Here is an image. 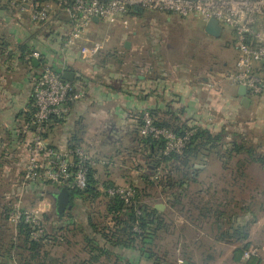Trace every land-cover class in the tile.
Returning <instances> with one entry per match:
<instances>
[{"label":"crops","instance_id":"1","mask_svg":"<svg viewBox=\"0 0 264 264\" xmlns=\"http://www.w3.org/2000/svg\"><path fill=\"white\" fill-rule=\"evenodd\" d=\"M4 7L5 9H1ZM10 7L0 5V29L2 30L0 38L6 40L0 46V163L4 161L8 166L12 163L22 177L28 160L27 145L32 139L34 129L29 128L36 108L33 99L34 87L46 66L45 62L59 72L68 68L78 73L79 78L75 82L84 86L87 91L83 100L71 105L67 115L59 117L60 120L48 125L46 144L60 152L81 147L95 154L101 153L104 148L106 150V147L113 143L111 138L115 137L114 143L116 146L119 145L120 151L124 149L125 155H128L127 158L131 162V172L128 175L138 180L142 175L143 166L138 162V156L143 153L139 151L136 157L131 154L132 150H137V143L133 138L136 134L130 129L137 124V118L139 119L144 111L158 109L162 114L169 112V118L171 113H175L183 124L212 128L214 132L227 129L243 132L248 127L252 129L253 126H258V123L264 125V95L254 98L247 92L250 104L244 106L239 87L232 86L224 79L227 73H215L216 71L211 67L210 75H200L199 70H203L204 65L201 68H195L190 56L185 63V70H179V74L181 73L179 76L175 74L177 70L175 73L168 72L165 66L159 67L158 64L155 67L145 60L142 62L136 60L130 65L124 63L120 69L112 67V58L124 52L131 55L147 49L149 54H155L160 50L162 53L169 54L167 46L168 49L170 47L173 52H176L175 45L180 46L179 40H175L178 36L173 38L169 32L182 27L180 25L182 22L177 20L174 14L148 12L133 14L131 22L134 28L129 30L123 26H117L116 32L107 34L106 41L114 40L115 46L107 47L104 53L108 57L97 63L95 60L84 61L76 49L60 53L59 49L52 47L57 43L56 40L51 41L55 34L66 38L69 32L68 20L60 10L55 11L52 23H49L50 27L52 26V33L43 34V25L35 23L31 25L33 28L31 29L24 22H19L17 29L14 30L13 21L17 22L20 18L13 15L15 11H11ZM62 15L65 18L61 17ZM60 18L62 21L59 20ZM105 26L108 27L102 21H95L90 32L100 33ZM201 26L205 31L206 23L202 20ZM26 27L27 32H24L23 29ZM15 34L21 39L17 40ZM14 40L17 42L14 43ZM188 45L191 49L198 51V47L193 42ZM21 46L25 47L27 52H20ZM147 46L149 48H146ZM35 52L41 53L36 65L33 64V59H28V56ZM23 55L25 58L22 61ZM224 64L229 67L228 62ZM193 70L198 73L192 74ZM241 120H246V123ZM92 157L100 180L101 168L106 167L105 162L95 156ZM119 157L120 154L115 158ZM115 158L109 161L114 162L112 166L116 167ZM127 158L126 162H122L123 165H127ZM210 164L212 169L219 167L215 161H210ZM105 173L106 182L104 183L116 185L124 182L123 175H127L124 173L122 177L118 176L114 170L107 172L105 170ZM20 175L14 180L18 181ZM23 189L25 190V186ZM188 211L193 209L189 208ZM213 230L215 237L208 239L209 249L216 250L223 244L229 249L219 254L215 250L213 253L210 250H203L204 255H201L200 264H225L234 256L240 244L244 243L242 241L230 244L218 241L217 225H213ZM197 236L200 235L197 234ZM201 241L200 238L183 240L179 241V244L186 248L191 245L200 248L198 244ZM190 258L175 257L172 260L169 258L168 263L194 264L195 261ZM129 261L134 264L154 263L148 257H142L139 254L135 255L134 260L130 258ZM234 261L236 262V259Z\"/></svg>","mask_w":264,"mask_h":264},{"label":"rangeland","instance_id":"2","mask_svg":"<svg viewBox=\"0 0 264 264\" xmlns=\"http://www.w3.org/2000/svg\"><path fill=\"white\" fill-rule=\"evenodd\" d=\"M48 6L52 12V17H54L55 11H57L59 8L58 4L51 2ZM11 7H15L10 8L11 11H15V14L13 15H16L17 18H20L17 20V22L13 21L14 30L17 29V25L19 22H24L25 25L29 26L31 29H33L31 25H34V23L37 25L40 24L36 21H33L30 18L29 12H27L26 10H22L20 6L11 5ZM61 17L65 18L64 15H62ZM174 17L180 22H182L180 24L182 27H180L178 30L172 29V31L169 32V35H171L173 38L178 36L175 40H179L180 46L177 47V45H175L176 52H173L170 47L168 49V46L167 50H169V54L162 53L161 50L159 52H156L155 54H149L148 50L145 49L144 51L138 52L137 54L127 55V52L122 51L124 53H121L120 55H117L112 58V67L114 69H120L124 63H128L130 65L133 61L141 60L142 62L143 60H145L148 63L151 62L152 65H154L155 67L156 65L158 66V64L159 67L165 66L164 68L168 72L171 71L172 73H175L177 70L175 74L176 76H179L181 74H179V72L185 70V63L187 62L190 56L192 57L191 59L194 61L192 62V65L195 68H201V66L204 65L203 70H199L201 73L200 75H210L209 68L211 67L214 68V70L216 71L215 73L231 72L230 70H232L234 68V65H236L239 54L234 47V39L232 37V32L229 28L224 27V32L222 36L220 38H216L207 34L203 30V28H201V20L195 17H189L187 19H184L178 15H175ZM59 20L62 21L61 18ZM49 23H52V19L48 23L44 24L46 25L45 27L43 25V34L52 33V26L50 27ZM111 28V26H105L100 30V33L92 34L90 32L92 38L96 41H100L103 44L104 48L95 58V61L97 63L100 62L102 59H105V57H108L104 53L105 51H107V47L112 48L113 46H115V43L113 42L114 40H109V42L108 40L106 41L107 34L111 33L112 31L114 32L117 27L112 29ZM132 28H134L133 23L130 29ZM0 31L2 30L0 29ZM23 31L27 32V27L23 29ZM62 33L63 32H61V34ZM15 36L17 40L21 39L17 34H15ZM65 39V37H59L57 34H55L54 37H52L51 41L56 40L57 43L55 46L52 47H56L57 49H59L60 53H63L61 51V45L65 42ZM17 40H14V43H16ZM4 41L6 40H3V42ZM192 42L195 46L198 47V51L191 49V47L188 45ZM146 48L149 47L147 46ZM76 50L79 52L77 48ZM225 62L229 63V67L225 66ZM193 73H198V71L193 70L192 74ZM254 98L257 97L254 96ZM241 121L243 123H246V120ZM227 131L232 132L233 130L227 129ZM242 134H244V136L246 137L248 145L255 146L258 153L264 154V125L258 123V126H253L252 129H249L248 127L246 131L242 132ZM114 138L115 137L111 138V141H113V143L107 146L106 150L104 148L101 153L92 154L89 152L92 156H95L98 159H102L106 163V167H104L105 169L101 168V184H104V182H106L105 170L106 172L114 170V172L118 174V176L120 175L121 177L124 173L127 174L123 175L125 177L122 178L125 179V181L118 183V185L128 187L134 184L140 189H143L146 186V183H144L143 180H138L136 178H133L132 175H128V173L130 174L131 172V162H129V159L127 158L128 155H125L124 149L122 148L123 150L120 151L121 149L118 148L119 145L116 146V144L114 143ZM228 140H225L224 142H231ZM119 154L120 157L116 159L115 157H117V155ZM112 158H115L116 167L112 166V163L114 162L109 161ZM126 158L128 163L127 165H123L122 162H126ZM243 158V155L236 156L235 158H233L229 171H234L238 176L236 170L243 163ZM12 159L10 160L12 161ZM211 161H215V163H217L219 167H217V169H212V164H209L204 174L200 176V183L191 185L190 190L188 191L187 195H185L186 197H184L183 199V205H180L176 208H170L169 204L167 203V200L164 198V196H161V189L159 187L155 186L148 190L151 196L146 198V201L149 202V204L152 201L161 199L164 200L168 205L167 211L162 214V217L164 218V224L162 225V229L158 231L156 237L154 238L155 242L151 247L152 252L154 253V258L152 259V261L159 259L161 261V264H169V258L172 260L175 257H185L186 259L191 257L190 259L195 261L194 264H200L201 255H204L203 250H210L209 246H207V243L209 241L208 239L215 237L213 224L216 222V220L213 214H211V217L209 218H200L199 210H196L195 206L191 204L195 202L196 205L200 206L204 204L206 208L212 210L218 208H223L224 210L226 206L225 201L228 200V202H230V206H228L231 210L230 212H228V216L232 215L233 213H237L240 215V217L245 218L248 223L253 222L254 219H256L255 223L251 226L250 229L251 233L249 241L252 242L251 244L258 246L261 251L257 258L248 261L251 263H248L247 261L243 260V258L242 260L237 261L238 255H235L227 262H225V264H234V259H236V262L234 261L235 264H252L254 261L255 263L253 264H264V251L262 250L264 247V216L256 215L255 218L254 215H252L251 213L249 214V212H246V210H243V208H249L252 206V211L256 210L258 214V207L256 206V204L263 202L264 205V195L263 197L259 195L260 193H264V169L259 164L252 163L251 165H249L246 173L248 177L252 176L250 179L253 180V182H249L248 180V187L244 185L240 189L239 185H242L244 182L241 177L235 179L233 175H230V172L227 169L223 171V169L221 168L226 167L223 165L224 161H218L215 156L212 157ZM145 169L146 167L142 166V174H145ZM225 174L228 175L226 179H224V176H226ZM19 175V171L15 170L14 165L12 166V163L11 166L5 164L4 161L0 163V197L5 196L6 194L12 195L14 192H16L17 195H19V198L21 199L20 203L18 204H20L24 208H27L28 212L36 214L39 218H41V221L47 227V233L49 235H53L57 231H54L56 219L53 214L54 210L56 209L52 190L49 187H46L45 189L36 188L31 183L23 184L21 175L18 178L19 180L15 181L14 178ZM233 180L239 182L235 186L236 190H225V181L228 182L230 187V183H232ZM24 186L25 190L23 189ZM251 194L253 196H258L259 198H257V200H253L250 198ZM16 200L17 199L14 197L11 198L7 196L4 200L1 199L0 203L2 204V206H5L7 202H16ZM94 206V210L98 213L97 220L100 222L107 221L108 218H104V215L106 214V201L103 198H100L94 203ZM188 207L194 208L192 213H190V211L186 209ZM183 208L185 209L182 210ZM74 210L77 211L78 209L75 208ZM44 214H47L51 217L49 221L45 220ZM226 218L227 216L221 219L222 224L226 222ZM1 224H5V222ZM191 225H194V227H191ZM227 225L228 224L226 223L224 229L228 227ZM188 226L190 228H188ZM9 227H12V222L10 223ZM71 229H73V227H71ZM197 234H199L200 236H197ZM56 238L58 240V245H50L49 247L44 248L42 250L41 257H38L36 259L37 261L31 262V264H37L42 262H44L45 264H134L132 261L129 260L130 258L131 260H134L135 255H138L133 251H121L119 252L121 258L119 259L117 257H113L112 259L108 260L104 257L99 259V261H93L86 248L83 235L77 232L76 229L68 234L60 231L59 233H56ZM199 238L202 240L198 244L199 247L201 246L200 248L194 247L192 245L186 248L182 244H179V241H190ZM227 249L229 248L223 244L220 248L213 250L217 251V253L219 254L225 252ZM213 250H210V252L213 253ZM17 253L23 254L25 258L30 259L31 253L29 251L19 250ZM19 260L20 258L17 257L16 264H20Z\"/></svg>","mask_w":264,"mask_h":264},{"label":"trees","instance_id":"3","mask_svg":"<svg viewBox=\"0 0 264 264\" xmlns=\"http://www.w3.org/2000/svg\"><path fill=\"white\" fill-rule=\"evenodd\" d=\"M69 1L70 3L72 2V0ZM1 9H5V7ZM133 14H136V12ZM2 42L3 40L0 38V46L3 45ZM20 52L25 53L27 51L25 47L21 46ZM24 58L25 55L22 56V61ZM47 63L48 62H45V65H47ZM52 68L56 72H59L55 67L52 66ZM145 112L150 113L157 126L171 130L178 137H183L189 132L193 133L181 152L166 154V140H156L141 136L140 126L142 124V115ZM35 113L36 108L33 111V115H35ZM140 116L139 118L141 119H137V124H134V127L130 129L132 133L136 134L133 138L134 142L137 143V150L130 151L135 157L139 151L140 153L142 152L147 159V163L157 167V173L154 177L146 174L140 176L139 179L146 183L143 189H140L134 184L128 186L135 191L131 203L127 204L120 196L110 195L109 190L117 188L120 185L113 183L101 184L97 176V171L93 165L94 160L93 163L87 166V185L84 189H80L72 183L66 186H60L51 182H30L36 188L45 189L49 187L52 190L54 199L60 188L66 187L70 191L71 209L62 214H58L57 211L54 210L53 215L56 219L54 231L57 232L39 241H35L31 238L33 225L26 222L24 217L18 223H13L11 221L12 214L16 212L15 204L17 201L20 202L21 200L19 195L14 192L12 195L6 194L5 196H1L0 198L2 200L7 196L11 198L14 197L17 200L16 202H7L5 206H2L0 203V264H16L17 257L20 258V264H31V262L37 261L36 259L38 257H41L44 248L50 245H58L56 233L61 231L68 234L75 229L83 235L86 248L93 261H99V259L104 257L108 260L113 257L119 259L121 258L119 253L121 251H133L142 257H148L152 260L154 258V253L151 247L155 242L154 238L158 231L162 229L164 218L158 210L151 207L149 202L146 201V198L151 196L148 192L150 188L155 186L159 187L161 189V196H164L169 206L171 208H176L183 205V199L186 197L185 195H187L191 185L199 183L200 176L206 171L213 156H215L218 161H224L223 165L226 167L221 168L223 171H225V169L229 171L233 158L240 155L244 156L242 159L243 163L241 166L238 165L239 168L236 170L238 176L234 171H229L230 175H233L235 179L240 177L243 179V184L239 185L240 189L244 185L248 187V180L249 182H253V180L250 179L252 176L248 177L246 173L249 165L252 163L259 164L264 169V154L258 153L255 146L248 145L246 137L239 130H233L232 132H228L227 130L214 132L212 128L190 126L186 123H181L179 117H177L175 113H171L169 118V112L162 114L158 109L144 111ZM33 118L34 116L32 120ZM32 120H30V122H32ZM58 120H60L59 117H52L47 127L50 123L52 124ZM29 128H31V125ZM44 137H46V132ZM225 140L231 142H224ZM73 148L76 149L80 147ZM77 169L78 167L73 168L74 171ZM227 176L228 175L224 176V179H226ZM237 183L239 182L233 180L229 187L228 182L225 181L224 184L226 188L224 189L235 191ZM259 195L263 197L264 193H260ZM100 198L106 201V214L104 218H108V220L103 222L97 220L98 213L94 210V203ZM250 198L257 200L259 197L251 194ZM229 203L228 200L225 201L226 206L224 210L223 208L212 210L206 208L204 204L200 206L196 205L195 202L191 205L195 206L196 210H199L200 218H209L211 214L214 215L216 222L213 225H217L218 241L230 244L244 241L234 252V256L238 255L239 257V259L237 257V261H240L245 251L252 243L249 241L250 229L256 219L248 223L245 218L240 217L237 213L228 216V212L231 211ZM256 206L258 207V214L256 210L252 211V206L243 208V210H246L249 214L251 213L255 218L256 215L264 216L263 202L256 204ZM75 208L78 210H74ZM186 209L189 210V207ZM21 210L23 212H28L27 208L22 206ZM192 212L193 211H190V213ZM226 216V222L222 224L221 219ZM44 218L46 221H49L51 217L44 214ZM3 222H5V224H1ZM11 222L12 227H9ZM226 223L228 227L224 229ZM71 227H73V229H71ZM19 250L29 251L31 253L30 259L25 258L23 254L17 253ZM37 264L45 263L42 262ZM154 264H161V261L157 259L154 261Z\"/></svg>","mask_w":264,"mask_h":264},{"label":"built area","instance_id":"4","mask_svg":"<svg viewBox=\"0 0 264 264\" xmlns=\"http://www.w3.org/2000/svg\"><path fill=\"white\" fill-rule=\"evenodd\" d=\"M58 4V10L68 20L69 32L61 51L67 53L78 49L84 61L92 62L103 49V44L92 38L90 30L95 19L115 28L132 26L131 18L137 9L152 14L170 13L184 19L195 17L206 24L215 19L230 29L234 47L239 54L236 67L225 74L224 79L232 86H246L248 92L260 97L264 95V0H0L8 6H20L30 18L41 25L52 19L49 4ZM41 53L28 56L29 60L40 59ZM87 91L76 82L63 81L60 72L46 65L34 87L33 99L36 113L31 122L33 136L27 145L28 160L22 183L51 182L60 186L69 183L80 189L87 185L88 165L93 163L92 155L84 148H73L60 152L46 144L44 134L49 120L64 117L72 104L85 98ZM138 119V118H137ZM141 119V118H139ZM136 120V118H135ZM140 134L146 138L166 140V154L181 152L193 135L176 136L171 130L157 126L149 112L142 115ZM74 167H78L76 171ZM110 195L120 196L127 204L134 197V189L119 186L109 190ZM15 204L16 212L11 221L18 223L23 217L33 225L31 238L39 241L46 238L47 227L36 214L23 212ZM264 251V247L262 249ZM261 249L251 244L243 255L250 261L259 256Z\"/></svg>","mask_w":264,"mask_h":264},{"label":"water","instance_id":"5","mask_svg":"<svg viewBox=\"0 0 264 264\" xmlns=\"http://www.w3.org/2000/svg\"><path fill=\"white\" fill-rule=\"evenodd\" d=\"M137 12H142L141 9H137ZM95 21H98V19H95ZM224 28L219 23V21L215 19H211L205 26V32L213 37L220 38L223 34ZM126 47H128V44H126ZM38 63L37 59H33V64L36 65ZM63 81H70L75 82L79 78V74L69 70L68 68H64L61 72ZM247 88L246 86H240L239 87V94L243 97L242 104L244 106H249L250 99L247 97ZM138 162L145 166V174L154 177L157 173V167L153 164L147 163V159L145 155L140 154L138 156ZM55 209L58 214H62L67 210L71 209L70 205V191L66 187H61L60 190L55 195ZM150 206L154 209L158 210L159 213L162 215L164 212L167 211L168 205L164 200H156L152 201L150 203Z\"/></svg>","mask_w":264,"mask_h":264}]
</instances>
